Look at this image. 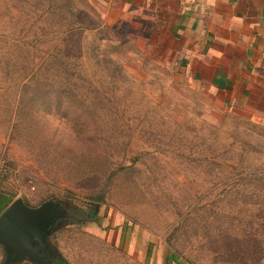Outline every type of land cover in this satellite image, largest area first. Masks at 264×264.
I'll return each instance as SVG.
<instances>
[{
    "label": "rangeland",
    "instance_id": "374dc122",
    "mask_svg": "<svg viewBox=\"0 0 264 264\" xmlns=\"http://www.w3.org/2000/svg\"><path fill=\"white\" fill-rule=\"evenodd\" d=\"M125 3L0 0V191L67 209L46 238L65 264H149L159 247L264 264V123Z\"/></svg>",
    "mask_w": 264,
    "mask_h": 264
},
{
    "label": "crops",
    "instance_id": "0c3cea01",
    "mask_svg": "<svg viewBox=\"0 0 264 264\" xmlns=\"http://www.w3.org/2000/svg\"><path fill=\"white\" fill-rule=\"evenodd\" d=\"M125 1L134 11L157 15L158 30L190 78L218 91L229 109L264 123V0ZM148 259L183 264L161 247Z\"/></svg>",
    "mask_w": 264,
    "mask_h": 264
},
{
    "label": "water",
    "instance_id": "95a60500",
    "mask_svg": "<svg viewBox=\"0 0 264 264\" xmlns=\"http://www.w3.org/2000/svg\"><path fill=\"white\" fill-rule=\"evenodd\" d=\"M67 209L46 201L31 207L14 199L0 213V243L5 250L3 264H16L28 258L37 264H53L56 252L48 245L47 235Z\"/></svg>",
    "mask_w": 264,
    "mask_h": 264
},
{
    "label": "trees",
    "instance_id": "16d2710c",
    "mask_svg": "<svg viewBox=\"0 0 264 264\" xmlns=\"http://www.w3.org/2000/svg\"><path fill=\"white\" fill-rule=\"evenodd\" d=\"M62 104L63 103L61 101L58 102V106H61ZM97 198H98L97 199L98 201H94L92 210H91V212L89 214V216L91 218L90 220H93V218L96 216V214L98 212V209H99V206H100L99 203L104 198V191L103 190L99 191ZM10 202H11V200L7 199L3 195V193L0 191V213L8 206V204ZM67 216H68V211H67ZM148 256H149V254L147 255V258H148ZM4 259H5V256H4ZM4 259H3V261H4ZM53 263L54 264H65L64 261H63V259L56 258V257L53 258ZM21 264H30V263H28V262H22Z\"/></svg>",
    "mask_w": 264,
    "mask_h": 264
}]
</instances>
